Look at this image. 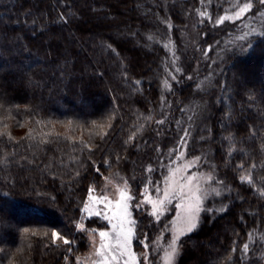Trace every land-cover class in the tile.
Here are the masks:
<instances>
[{
    "label": "trees",
    "instance_id": "obj_1",
    "mask_svg": "<svg viewBox=\"0 0 264 264\" xmlns=\"http://www.w3.org/2000/svg\"><path fill=\"white\" fill-rule=\"evenodd\" d=\"M198 2L0 0V264H80L90 230L108 228L86 201L113 172L134 183L142 264V239L164 227L134 206L142 175L148 165L158 172L185 128L180 117L200 106L198 136L233 193L182 239L177 264H264V241L261 258L240 257L250 231H264V23L251 20L263 30L250 33L241 21L197 22ZM238 35L248 38L230 47ZM166 40L180 72L164 105Z\"/></svg>",
    "mask_w": 264,
    "mask_h": 264
},
{
    "label": "rangeland",
    "instance_id": "obj_2",
    "mask_svg": "<svg viewBox=\"0 0 264 264\" xmlns=\"http://www.w3.org/2000/svg\"><path fill=\"white\" fill-rule=\"evenodd\" d=\"M220 1H222L221 5L218 4V0H199L195 8L194 20L196 19L197 22L201 23L211 20L214 24H221L219 23L221 20H223V23L241 21L240 32L246 30L250 33H259L263 30L260 29V25L251 20L258 18L264 23V4H260L256 0ZM213 2L216 3V7L212 6ZM245 4H251V8L241 12V8ZM255 8H259V12H261L258 15H250ZM247 38L243 35H238L229 46L238 48L239 43L246 41ZM162 45L166 49L167 55L158 72V78L162 95L161 100L163 99V104L165 105L167 94L171 90V84L178 78L180 66L177 48L173 41L166 40ZM141 54L144 61V55L146 54L142 53V51ZM218 56L219 54L213 58L212 63L220 61V57ZM207 84L208 80H203L200 88L205 89ZM186 108L192 111L194 107ZM201 108L202 106L199 109ZM203 108L205 109V104ZM199 109L197 107L195 112L190 114L188 121H185L183 116L180 117L178 123H181L179 124L181 128H185L176 146L168 152L167 157L158 162V172L155 173L153 171L154 167L152 168L148 165L145 169V174L142 175L147 177L145 183L140 188L141 196L134 206L137 209L144 208L160 226H164L158 229L153 237L147 234L142 239V264H154V261L150 259L151 252L154 253V256L156 255L155 264H177L182 252V239L199 227L206 213L221 212L229 204L228 199H230L229 197L233 191L222 178L219 167L214 160L213 151L207 147V142H204L207 137L201 134L198 136L202 117ZM184 124L186 126H182ZM130 176H136V174L132 173ZM189 185L193 189L197 187L200 189L196 194L201 196L202 199L201 211L198 214L197 226L193 231L187 232L186 229L178 231V229L183 228V225L179 221L182 207H177V205H181L183 202L181 197L175 193L184 192L186 199ZM133 187L134 183L132 178H129V175L113 172L108 175L100 187L91 191L85 206L111 216L114 213H118L119 209L117 205L122 204V194L133 197ZM165 191L169 192L171 203L165 204L162 215L158 214L154 216L152 215L153 205L148 201L163 200ZM216 191L220 193L219 196L215 195ZM128 203L130 213L133 205L132 199ZM138 204L140 205L139 208L137 207ZM208 209H211V211H208ZM130 217L131 214L126 218L124 225L125 231L131 230L130 241L126 249L119 247L116 234L112 231L111 224L108 222V228L103 231H108L111 234L110 238H101L98 232L90 230V250L81 258L80 264H138L137 256L132 247L133 228L132 223H128L129 220L131 221ZM115 222V220L112 221V223ZM78 228H84V225H79ZM260 229L257 228V231L255 229L250 231L248 241L245 244L247 247L244 245L242 254L240 255L243 260H250L254 256L262 257L260 256L262 253L257 254L256 252V246L264 241V231H260ZM211 236L204 239V246L206 248L209 247L208 241ZM58 238L59 234L55 239ZM173 246L175 247L174 254L172 251ZM235 261V259H231L229 264H234Z\"/></svg>",
    "mask_w": 264,
    "mask_h": 264
},
{
    "label": "snow or ice",
    "instance_id": "obj_3",
    "mask_svg": "<svg viewBox=\"0 0 264 264\" xmlns=\"http://www.w3.org/2000/svg\"><path fill=\"white\" fill-rule=\"evenodd\" d=\"M260 4H264V0H259ZM251 8V4H245L243 8H241V12H244L248 9ZM239 15V14H237ZM219 23H223V20L219 21ZM200 189L197 187L193 189L190 185L188 186V193H187V198L185 199V193L184 192H178L175 193L176 195H179L182 200L181 205H177V207H182V214L179 217L180 224L183 225V228L178 229V231H182L184 229L187 230V232L193 231L196 226H197V218L198 214L201 211V204H202V199L201 196L197 195ZM169 192L165 191L164 194V199L163 200H149L148 202L153 205V212L152 215H162L163 214V209L166 203H171V200L169 199ZM216 196H219L220 193L218 191L215 192ZM132 197L130 196H124L123 194L121 195V201L122 204H118L117 208L119 209L118 213H114L113 215H107V214H102L101 211H96L94 209H90L88 206H85L84 211L89 214V216H95L98 218H101L105 221H108L111 224L112 231L116 234L117 238V244L121 249H126L130 237H131V230L129 229L128 231H125L124 225L126 218L130 215L129 213V203ZM139 204L137 207L139 208ZM208 211H211V209H208ZM115 220V223H112V221ZM128 223H134V221H128ZM58 234L53 233V236L56 237ZM110 233L108 231H100L99 236L101 238H110ZM65 244H69L70 241L65 239L64 240ZM247 247V245H245ZM173 254L175 253V247L173 246Z\"/></svg>",
    "mask_w": 264,
    "mask_h": 264
}]
</instances>
